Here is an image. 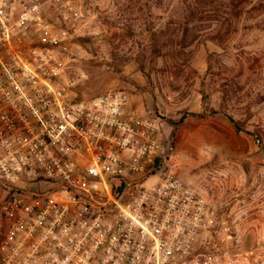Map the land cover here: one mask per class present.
Here are the masks:
<instances>
[{
  "label": "built area",
  "instance_id": "1",
  "mask_svg": "<svg viewBox=\"0 0 264 264\" xmlns=\"http://www.w3.org/2000/svg\"><path fill=\"white\" fill-rule=\"evenodd\" d=\"M78 18L72 0H0V264H264V228L204 241L212 212L168 170L159 119L71 94Z\"/></svg>",
  "mask_w": 264,
  "mask_h": 264
},
{
  "label": "rangeland",
  "instance_id": "2",
  "mask_svg": "<svg viewBox=\"0 0 264 264\" xmlns=\"http://www.w3.org/2000/svg\"><path fill=\"white\" fill-rule=\"evenodd\" d=\"M72 1L79 18L61 56L71 94L121 92L159 119L172 149L168 170L212 212L204 241H252L264 228V0L243 5L230 30L210 17L191 20L195 0ZM227 3L202 9L224 16ZM187 23L199 38L177 52Z\"/></svg>",
  "mask_w": 264,
  "mask_h": 264
},
{
  "label": "trees",
  "instance_id": "3",
  "mask_svg": "<svg viewBox=\"0 0 264 264\" xmlns=\"http://www.w3.org/2000/svg\"><path fill=\"white\" fill-rule=\"evenodd\" d=\"M249 2L250 0H228V3L226 4L228 11L225 10L224 16L216 15L215 13L212 14L209 11L207 12L205 9L204 10L202 9L204 5L212 4L213 0H195L193 3L189 2L190 4L187 5V8L189 9L191 20L193 19V21H195L194 19L197 18L196 21H200L202 18L205 19L210 17L212 18L211 22L214 23L215 25H220L219 27L222 26L225 30H230L232 26V19L234 18L237 19L241 15V7ZM228 12L230 14L229 17L226 16ZM188 25L189 24L187 23L179 29V39L176 43L177 52L185 51L186 48L194 44L199 38L196 30L192 26H188ZM219 32L217 33V36L220 35ZM218 113L219 112L217 111L211 112V114H218ZM228 120L235 128V131L239 132L240 129L238 123L234 121L231 117H228Z\"/></svg>",
  "mask_w": 264,
  "mask_h": 264
}]
</instances>
